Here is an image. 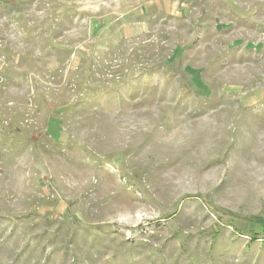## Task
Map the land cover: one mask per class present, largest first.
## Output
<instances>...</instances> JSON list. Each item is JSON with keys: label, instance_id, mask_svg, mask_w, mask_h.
Listing matches in <instances>:
<instances>
[{"label": "rangeland", "instance_id": "rangeland-1", "mask_svg": "<svg viewBox=\"0 0 264 264\" xmlns=\"http://www.w3.org/2000/svg\"><path fill=\"white\" fill-rule=\"evenodd\" d=\"M0 264H264V0H0Z\"/></svg>", "mask_w": 264, "mask_h": 264}]
</instances>
